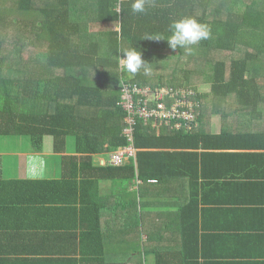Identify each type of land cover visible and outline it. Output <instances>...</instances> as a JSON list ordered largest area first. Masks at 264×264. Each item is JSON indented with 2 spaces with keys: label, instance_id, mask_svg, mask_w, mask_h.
I'll return each mask as SVG.
<instances>
[{
  "label": "trees",
  "instance_id": "obj_1",
  "mask_svg": "<svg viewBox=\"0 0 264 264\" xmlns=\"http://www.w3.org/2000/svg\"><path fill=\"white\" fill-rule=\"evenodd\" d=\"M131 2L0 0V135H27L36 149L51 136L54 151L62 154L64 175L0 179V212L11 207L16 213H67L80 216L87 231L79 236V221H75L73 229H56L44 237L48 248L38 253L47 252L46 256L15 260L121 264L132 255V263H138L140 251L120 248L122 240L108 249L113 240L106 238L103 215L112 212L117 221L124 211L131 212V227H139L154 204L144 198L147 186L172 176L185 179L192 193L190 210L204 184L198 183L196 150L245 146L251 142L255 123L264 121V0H153L146 14L132 13ZM2 3L26 17L17 20L5 15ZM185 16L196 17L212 29L211 38L193 46V52L173 50L166 39L146 38L170 36L172 21ZM15 26L19 27L16 36L13 30L8 35L11 42L7 31ZM131 47L141 49L144 59L152 62L151 76L132 78L121 69L120 50ZM123 81L195 91L204 83L209 90L197 93L201 124L215 113L237 122L231 125L225 120L223 132L213 135L200 127L192 132L157 129L137 119L136 156L123 165H100L96 156L129 144L128 112L119 104ZM69 142L73 154H66ZM256 142L264 146V137H255ZM221 155L222 166L231 167L245 156ZM101 180L112 181L111 194L101 193ZM150 251L156 254L157 264L178 259L158 242Z\"/></svg>",
  "mask_w": 264,
  "mask_h": 264
},
{
  "label": "crops",
  "instance_id": "obj_2",
  "mask_svg": "<svg viewBox=\"0 0 264 264\" xmlns=\"http://www.w3.org/2000/svg\"><path fill=\"white\" fill-rule=\"evenodd\" d=\"M225 120L231 125L237 122L231 117ZM225 120L215 113L199 127L208 134H220ZM253 129L251 142L245 146L231 149L205 146L196 150L200 154L198 183L204 184L200 185L198 202L190 210L187 205L192 193L185 179L172 176L152 180L147 186L144 198L154 204L147 208L150 215L139 227H131V212L127 215L124 211L117 221L112 212L105 213L103 228L110 235L106 238L113 240L108 249L111 251L122 240L120 248L140 251L136 255L140 260L134 264H157L156 254L150 251L156 242L177 255L178 259L173 258L170 264H264V146H258L261 142L254 143L255 137H264V121L256 122ZM48 137L52 138L45 137L36 149L27 135H0V179L63 178L62 154L54 151L53 139L47 140ZM227 152L245 155L243 162L234 167L222 166L221 154ZM73 153V143L69 142L66 154ZM108 157V154L98 155L96 163L107 164L103 162ZM100 189L102 194H111L112 181L101 180ZM9 208L0 212V264H41L15 259H30L35 254L46 256L47 252L38 253L48 248L44 237H50L56 229H73L75 221H79L76 224L79 236L87 232L80 216L16 213ZM126 260L121 264H133L132 255ZM57 263L50 260L44 264Z\"/></svg>",
  "mask_w": 264,
  "mask_h": 264
},
{
  "label": "built area",
  "instance_id": "obj_3",
  "mask_svg": "<svg viewBox=\"0 0 264 264\" xmlns=\"http://www.w3.org/2000/svg\"><path fill=\"white\" fill-rule=\"evenodd\" d=\"M192 91L195 93L191 94ZM197 93L188 88L142 87L124 82L119 104L128 112L125 134L129 144L109 153L108 159L103 163L123 165L130 157L136 156L138 148L134 145V129L137 119L150 122L157 129L168 127L171 130L185 132L197 129L201 123V103Z\"/></svg>",
  "mask_w": 264,
  "mask_h": 264
},
{
  "label": "clouds",
  "instance_id": "obj_4",
  "mask_svg": "<svg viewBox=\"0 0 264 264\" xmlns=\"http://www.w3.org/2000/svg\"><path fill=\"white\" fill-rule=\"evenodd\" d=\"M153 7V0H132L131 12L134 14H146ZM121 10L116 9L119 13ZM171 35L164 37L159 34L148 35L147 39L160 40L166 39L169 47L173 50L184 49L191 53L194 51L195 45H198L203 40H208L212 36L211 27L198 20L193 16H185L172 21L170 24ZM120 66L121 69L130 77L134 78L138 74L145 77L152 75V67L150 61L144 59L141 49L131 47L121 49Z\"/></svg>",
  "mask_w": 264,
  "mask_h": 264
},
{
  "label": "rangeland",
  "instance_id": "obj_5",
  "mask_svg": "<svg viewBox=\"0 0 264 264\" xmlns=\"http://www.w3.org/2000/svg\"><path fill=\"white\" fill-rule=\"evenodd\" d=\"M1 5H3V7L6 8L5 10H3L5 15H8L10 17H13L14 19H17V20L19 18L26 17V15H24V14L21 15L19 12L15 11V10H12L11 8H9L7 5H5L3 3ZM31 16L32 17H35V15L33 13H31ZM17 28H19V27L15 26V27L9 29L7 31V36L9 35V32H10V34L12 33L11 30H13V33L12 34L16 36ZM8 38H9V41H11V42L13 41V39L11 37L8 36ZM9 45H11V44H9ZM198 86H199V88H197L198 89L197 90L198 94L199 93H203V92H207L209 90V86L206 85V84H204V83H200ZM194 93H195L194 91L191 92V94H194ZM46 139L47 140H52V138H50V137H48ZM104 158H106V157H104Z\"/></svg>",
  "mask_w": 264,
  "mask_h": 264
}]
</instances>
